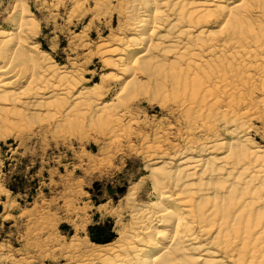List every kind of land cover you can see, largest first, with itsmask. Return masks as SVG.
<instances>
[{
    "label": "bare ground",
    "instance_id": "6f19581e",
    "mask_svg": "<svg viewBox=\"0 0 264 264\" xmlns=\"http://www.w3.org/2000/svg\"><path fill=\"white\" fill-rule=\"evenodd\" d=\"M125 1L131 3L129 11L133 13V8L141 17L131 29L139 34L132 42L146 47L130 63H122L118 81L123 75L127 78L115 98L119 101L125 91L131 94L134 89L144 90L143 86L150 91L153 87L156 94L148 102L167 110L166 102L173 101L188 132L186 136L182 133L186 138L179 155L164 152L156 161V155L148 157L146 167L157 197L133 211L139 226L133 238L125 241L121 233L117 243L93 244V251L83 248L78 255L86 258L85 264H264V151L249 136L250 110L239 113L242 105L235 108L234 99L236 93L243 94L242 84L247 86L252 79L248 68L253 64L261 70L264 64V0H249L246 6L244 2L231 6L228 0ZM14 9L17 15L11 29L0 25L1 139L21 126L37 124L39 119H47L49 127H72L76 124L74 116L80 114L89 126L95 119L117 117L118 123L126 117L114 115L116 103L103 102L98 96L90 98L93 91L104 86V79L80 91H75L77 84L68 83V75L62 83L60 73L66 70L50 67L48 54L32 43L38 24L27 0H16ZM212 25H220L219 31H213ZM116 61L119 64L122 59ZM112 65L119 67L116 62ZM257 74L264 95V75ZM139 76L145 80L143 85ZM250 97L249 108L259 112L264 97ZM222 129L225 138L220 134ZM116 131L112 127V137ZM194 133L202 134L204 141L194 142ZM167 158H171L169 162ZM126 198L128 204L133 197L127 194ZM34 256L17 262H10V256L0 258V264H34L39 255Z\"/></svg>",
    "mask_w": 264,
    "mask_h": 264
},
{
    "label": "rangeland",
    "instance_id": "374dc122",
    "mask_svg": "<svg viewBox=\"0 0 264 264\" xmlns=\"http://www.w3.org/2000/svg\"><path fill=\"white\" fill-rule=\"evenodd\" d=\"M228 1L231 6H237L241 2H244V6L248 2V5L250 4L249 0ZM27 2L38 24V31L31 39L32 43L39 44L48 54L50 67H62L66 70L65 74L60 73L61 79L64 78L61 82L64 83L68 79L69 84L73 86L77 84L75 91H80L82 87H92L104 79V86L95 90L98 93L93 91L90 98L95 99L98 96L97 98H101L103 102H113L116 105L119 103V106L115 105L114 115L120 117L125 114L126 117L120 118L121 121L118 123L114 119L117 117L113 118L115 123L110 122L113 119H97L99 122L95 119L96 122L94 120L89 126L88 121L85 122L79 113L80 115L74 116L73 123L76 121V124L72 127L64 126L65 124L60 127L54 125L49 127L46 125L47 119H44L45 121L39 119L35 120L37 124L21 126V129L19 127L11 130L12 134L7 136L8 138H0V258L10 256L12 258L10 262H17L25 256L35 255L37 258L39 255L34 264H85L86 258L79 256V252H83L85 248H89L88 251L92 248L94 250L93 244H98L90 239L89 228L110 225L111 233L114 235L111 243H117L116 240L118 241L121 233L125 241L133 238V234L139 228L133 211L140 207L139 205L150 204L157 197L146 167L150 160L148 157L156 155L153 157L156 161L164 152H168L170 156H176L175 153H180V150L183 152L188 130L175 111L176 105L173 101L166 102L169 108L167 110L148 102L149 98L155 97L153 87L150 91L149 87L143 86L144 90L135 92L134 89L131 90V94L125 91L119 101L115 98L125 84L124 78H127L123 75V80L118 81L122 74L119 70L121 65L124 61L125 64L130 63L137 54L144 52L143 49L146 47L135 46L132 42L139 34L131 29L141 17L136 16L133 8V13L129 11L130 1L27 0ZM15 3L16 0H0V25H3L4 29H11L15 21L13 19L14 15H17ZM213 11L212 17L215 19L217 15ZM212 26L213 31H219L220 25ZM215 36L219 39L226 37ZM125 46H128V49ZM113 49L117 52L112 53ZM118 58L122 59L119 64L116 61ZM113 61L119 67H114ZM254 66L252 64L250 69L248 68L250 74H253L251 75L253 80L250 79L247 86L244 82L242 84L244 87L239 83L243 94L236 93L235 108L242 105L239 106L242 110L238 108L239 113H245L246 109L250 110L247 111L250 121L249 136L264 151V118L261 117L263 120H260L259 116L262 112L260 115L264 117V105L258 107L260 109L258 112L255 108H249V102L247 103L250 95L254 100L264 97L260 92L261 82L257 74L260 72L264 75V64L261 65L262 72ZM142 78L139 76L138 79L145 83ZM253 85H257L258 88L257 86L254 88ZM244 94H247L246 98ZM156 97H159V100L162 98ZM68 103L70 104L71 100ZM221 106L224 107L221 110H225L224 103ZM256 112L258 113L255 115ZM51 113L54 114L50 112L51 116L53 115ZM78 121H82L81 125ZM110 123L115 126L110 127ZM108 127L116 128L113 137ZM220 131L221 136L225 138V130ZM192 136L194 142L204 141L202 134L194 133ZM167 159L169 162L171 158ZM176 164L177 162L174 163V167ZM127 194L133 197V202L130 201L128 204L129 201L125 199ZM65 256L75 258L72 261ZM5 264L11 263L6 261Z\"/></svg>",
    "mask_w": 264,
    "mask_h": 264
},
{
    "label": "trees",
    "instance_id": "16d2710c",
    "mask_svg": "<svg viewBox=\"0 0 264 264\" xmlns=\"http://www.w3.org/2000/svg\"><path fill=\"white\" fill-rule=\"evenodd\" d=\"M89 232H90V235H89L90 239L93 242L98 243L97 245L109 244L108 242H110L114 236L111 233L110 225L109 226L108 225L107 226L96 225V226H93L92 228H89Z\"/></svg>",
    "mask_w": 264,
    "mask_h": 264
}]
</instances>
